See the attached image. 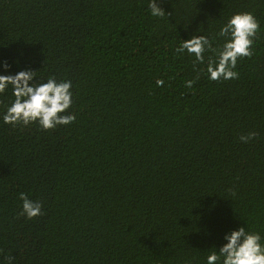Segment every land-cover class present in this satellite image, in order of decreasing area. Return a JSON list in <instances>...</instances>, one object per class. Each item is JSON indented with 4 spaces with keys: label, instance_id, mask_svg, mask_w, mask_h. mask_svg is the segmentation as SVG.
Instances as JSON below:
<instances>
[{
    "label": "trees",
    "instance_id": "1",
    "mask_svg": "<svg viewBox=\"0 0 264 264\" xmlns=\"http://www.w3.org/2000/svg\"><path fill=\"white\" fill-rule=\"evenodd\" d=\"M158 4L165 17L147 0H0V74L70 79L76 116L47 130L0 120V259L205 264L244 224L264 243V0ZM241 11L260 29L236 79L208 80L175 51L199 34L216 46ZM20 192L41 215L19 214Z\"/></svg>",
    "mask_w": 264,
    "mask_h": 264
},
{
    "label": "clouds",
    "instance_id": "2",
    "mask_svg": "<svg viewBox=\"0 0 264 264\" xmlns=\"http://www.w3.org/2000/svg\"><path fill=\"white\" fill-rule=\"evenodd\" d=\"M147 10L152 17H165L167 14L159 6L158 0H147ZM260 29V24L253 13L248 11L234 12L227 16L220 25L216 37L220 42L213 46L204 34L192 35L180 40L177 53H187L194 57V63L202 65V72L211 81L236 79V66L240 58L252 55V45ZM205 53H209L205 59ZM9 65L0 61V69L7 70ZM34 72L23 69L15 74H0V94L11 89L12 99L4 106L0 120L5 124L17 123L28 125L36 123L41 129H53L57 125L72 123L76 116L67 111L73 103L72 81L67 78L57 79L54 75L34 81ZM193 80L185 81L191 87ZM164 84L157 79L156 86ZM256 136L249 132L240 136L241 142L247 143ZM20 215L33 218L41 215L39 200L29 198L23 192L18 194ZM259 232L247 230L246 225H237L222 234V243L212 248L205 264H264V243ZM14 257L7 255L0 259V264H13Z\"/></svg>",
    "mask_w": 264,
    "mask_h": 264
}]
</instances>
